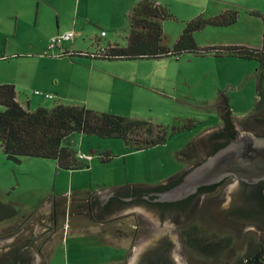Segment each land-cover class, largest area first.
<instances>
[{
  "label": "rangeland",
  "instance_id": "obj_1",
  "mask_svg": "<svg viewBox=\"0 0 264 264\" xmlns=\"http://www.w3.org/2000/svg\"><path fill=\"white\" fill-rule=\"evenodd\" d=\"M227 1L229 3L224 10L236 9L239 12L236 22L221 27L207 26L195 32L196 42L200 46L222 43L260 46L263 17L253 14L252 11L264 15V0ZM183 18L174 17L169 19L168 23L175 26L174 28L183 26ZM168 32L171 34L168 36L169 42L172 43L179 34L174 33L173 29ZM120 36L122 40L123 35ZM101 40L106 41L104 37ZM62 43L58 53L73 48V51L95 49L94 45L91 46L89 42L82 40H77L76 46L71 45L68 40ZM4 49L10 50L2 45L0 53ZM56 49L47 50L50 56L45 54L46 51H41L40 57L24 53H17L12 57L7 51L2 53L5 57L0 56V83H12L11 81L17 80V90L20 91L21 98H43L44 96L36 94L35 90L48 91L53 95L52 103L48 105L51 107L56 102L85 104V99H93L96 95L116 103L122 96L118 97L113 92L114 87H111L107 79L115 81V78L110 76H134L140 81L134 90L128 88L129 94L125 98L130 101L129 107L135 110V115L153 118L167 126L170 133L178 118H193L201 123L191 129L172 134L164 144L142 150H128L119 138H100L74 132L68 141L78 152L86 154L84 161L88 167L75 169L72 175L70 170L58 169L51 159L23 157L20 163H16L7 159L0 147V201L13 205L18 214L0 222L2 233H13L12 231L19 229V226H15L16 222L26 217V212L31 211L33 206L43 199L60 198L59 200L68 202L75 198L78 193L75 188L79 185L84 184L85 187L95 190L99 182H121L122 185L155 184L189 168L209 156L208 146L202 140L197 141L194 147L188 145L194 143L199 136L219 127L221 118L215 102L220 93L228 96L230 108L239 120L238 125H245L242 120L251 114L255 102V70L258 63L253 59L200 57L183 53L178 58L135 60L131 67L126 68L123 67V63H127L125 61H108L102 58L95 60L79 55L59 56ZM91 60L101 63L99 67L95 65L97 67L94 68L98 71L92 81L89 75ZM20 67L24 71H16ZM98 79L102 81L99 82ZM121 89H117L118 93ZM87 106L93 108L92 103ZM2 109L3 106L0 105V110ZM254 127L258 134H264V123ZM106 148L113 152L114 157L103 163L98 153ZM145 213L154 219L152 214L147 211ZM81 214L86 212L71 211L69 206L67 207L65 215L59 220L58 230L50 237L47 264L135 262V254L117 258V252L121 255V247H130L133 244L129 237H121L120 234L102 236L105 227L99 222H91L89 226L85 225L86 227L78 225L75 218ZM16 216L19 217L18 220ZM201 220L211 232L219 227L210 220ZM221 227L225 229V226ZM143 243H139L137 248ZM183 254L185 257H182V253H174L177 264H189L188 259L196 261L193 252L186 250Z\"/></svg>",
  "mask_w": 264,
  "mask_h": 264
},
{
  "label": "trees",
  "instance_id": "obj_2",
  "mask_svg": "<svg viewBox=\"0 0 264 264\" xmlns=\"http://www.w3.org/2000/svg\"><path fill=\"white\" fill-rule=\"evenodd\" d=\"M253 14L263 17L257 11ZM239 12L227 9L207 16L198 14L184 21L179 36L169 42L163 29V21L174 18L166 6L152 0H140L128 13L129 30L126 44H108L93 51L65 50L62 55L83 56L92 59H160L178 58L183 53L195 56L238 57L253 59L258 63L255 70L256 97L251 114L243 123L260 126L264 123V27L260 46L244 44H219L200 46L195 32L207 26H228L236 22ZM0 147L7 159L20 163L23 157H40L56 162L58 169H80L88 167L84 159L77 157L78 151L68 141L74 132L100 138H119L128 150L148 149L166 143L168 138L180 131L197 126L201 121L193 118H178L171 128L153 118L127 116L115 112L89 108L85 104L59 103L51 107L38 106L33 110L22 106L16 99L13 83H0ZM221 125L213 130L210 138L225 136L226 140L215 148L226 144L235 134L236 119L229 105V98L220 93L217 100ZM101 162L110 161L114 154L109 149L98 153ZM140 184V183H139ZM144 184V183H141ZM137 185V184H133ZM153 185V184H152ZM17 209L0 201V221L13 217ZM224 240V239H223ZM190 248L213 253L226 249L222 241L215 239L186 240ZM224 245V246H223ZM250 264H264L261 251L254 253Z\"/></svg>",
  "mask_w": 264,
  "mask_h": 264
},
{
  "label": "crops",
  "instance_id": "obj_3",
  "mask_svg": "<svg viewBox=\"0 0 264 264\" xmlns=\"http://www.w3.org/2000/svg\"><path fill=\"white\" fill-rule=\"evenodd\" d=\"M139 1L140 0H0V47L4 45L5 48L10 49L9 51H7V49H4L3 52L0 53V56L1 58L5 57V55L2 53L7 51L11 53L12 57L16 56L17 53H24L27 55L31 54L30 56L40 57L42 56L41 51L47 52V50H50L48 48L50 37L67 31H74L73 38L68 39V41L71 42V45L75 44L76 46L77 40H82L84 42H89L88 44L91 46L94 45L95 49L97 47H105L108 44H119L123 46L126 44V36L129 30L128 13ZM152 1L166 6L174 17H184L182 20L183 24L184 21L193 18L194 15H198V13H208L209 15L220 13L222 10L226 9V4L229 3V1L227 0ZM168 20L169 19H166L162 23L165 33H168L167 35L171 36V34L169 35L168 31H170V29H173L174 33L180 34L183 26L174 28L175 26L171 25V23H168ZM102 31L105 32L103 36H101ZM121 34L123 35L122 40L120 39ZM178 36L179 35H177L176 38ZM103 37L106 39V41L104 42L103 40H101V38ZM6 43L10 44L7 46L5 45ZM61 46H63V43L55 46L54 49L58 48L56 49L57 54H59L58 51L60 50ZM45 54L49 55L48 52ZM203 57L215 56L208 55ZM135 60L142 59H118L108 61H125L127 63H123V67L128 68L132 66V62ZM95 62L96 61L91 60L92 66L89 68L91 81L93 80L95 72L98 71L94 67H99V64H101ZM16 71H24V69L20 67ZM111 77L115 78V81L107 79V82L111 83V87H114L113 92L118 95V97L122 96V98L116 100L115 103L114 101L104 99L103 96L101 97L96 95L93 99H90L89 97L85 99L86 103H92V107L94 109L131 116H138L134 114L135 110L129 107L128 102L130 101L125 97H127V95L129 94L128 88L134 90L136 84L140 80H138L134 76H110V78ZM98 80L99 82L102 81L101 79ZM11 82L14 84L16 89V99L22 106L33 110L38 106L49 107L48 105L52 103L51 98L46 97L21 98L20 91L17 90V80H13ZM121 88H124L126 90L124 91ZM117 89H121V91L118 93ZM215 104L217 106V101L215 102ZM218 125H221V120ZM65 170H70L72 175L73 170L75 169ZM112 183L114 184H111V182H99V186H97L98 188H96L95 190H91L90 188L85 187L84 184L79 185L77 188H75V191H77L78 189V193H76L77 196L73 199H81V201H84L87 199V197L91 196L93 193L99 190L124 186V184H120L121 182ZM59 199L60 198L43 199L42 201L34 205L31 211L26 212V217H24L21 221L16 222V226H23L34 213L36 215L43 208L45 203H48L47 212L51 211V207L49 206H52L55 201H63L62 206H64V203H66L65 206L67 205V201L65 202L64 200ZM85 209L87 210V208ZM81 215H78L75 218L78 225L86 227L85 225L89 226L91 222H95L93 219L89 218L87 213ZM14 217L15 216H13L12 218ZM18 218L19 217H17L16 219L18 220ZM7 219H4L2 221H5ZM117 254V258H120V256H122L119 252H117Z\"/></svg>",
  "mask_w": 264,
  "mask_h": 264
},
{
  "label": "water",
  "instance_id": "obj_4",
  "mask_svg": "<svg viewBox=\"0 0 264 264\" xmlns=\"http://www.w3.org/2000/svg\"><path fill=\"white\" fill-rule=\"evenodd\" d=\"M227 176L240 181L224 189L222 211L234 220L254 226L264 244V134L252 131L236 129L226 144L170 180L154 185L137 184L133 194H129L128 185L99 190L92 194V209L100 214L123 204L139 203L161 214L182 210ZM47 204L23 228L34 243L49 228V224H43ZM171 244L169 237L150 243L138 264H173ZM38 257L29 241L0 245V264H32Z\"/></svg>",
  "mask_w": 264,
  "mask_h": 264
},
{
  "label": "flooded vegetation",
  "instance_id": "obj_5",
  "mask_svg": "<svg viewBox=\"0 0 264 264\" xmlns=\"http://www.w3.org/2000/svg\"><path fill=\"white\" fill-rule=\"evenodd\" d=\"M235 126V130L249 129L252 132L259 133L254 127V122L245 125H238L236 122ZM215 129L218 130V128ZM211 132L199 136L194 143L191 141L192 143L188 146L194 147L197 141L202 140V142L208 146L207 155L212 154L218 144L226 140V137L219 136L217 138H210ZM198 148L200 150L199 146ZM175 175L163 181L170 180ZM236 181L240 180L234 176H227L223 178L217 186L199 197L186 208L162 214L152 207L139 203L123 204L111 211L96 214L92 209V195L87 197L84 201H81V199H71L66 206H69L71 211L83 210L87 213L89 218L93 219L95 222H99L100 225H104L105 233L102 236L105 234H120L119 236L121 237L124 235L129 237L133 244L130 247H121V250H119L121 255L125 257H130L132 254H135L136 259L133 264H138L150 243L167 237L172 240L171 256L173 264H177L174 253H182V257H185L183 252H186V250L193 252L196 258V261L188 259L189 264H206L207 261L208 264H250L254 253L261 251L264 256L262 237L254 226L248 222L230 218L222 211L220 206L224 189L228 184ZM127 185L129 186V194H133L134 186L136 185ZM62 204L63 203H60V201H55L51 206V211L46 212L43 224H49V228L42 233L36 243L29 240V234L23 230L24 226L29 221L27 220V222H25L23 226H19V229L15 230V232L12 231L13 233L0 232V245H19L29 241V245L39 256L32 264H47L50 252L48 248L50 237L58 230L59 220L65 215L67 210L65 204L64 206H62ZM85 208H87V210ZM145 211L152 214L154 219L148 217ZM34 215L35 213L32 216ZM201 219L210 220L214 224L219 225V227L211 232ZM222 225L225 226V229H222ZM192 238L196 240L220 239V241L226 245V249H221L217 251V253L206 250H196L190 248L186 243V240H191ZM142 242H144L142 246L137 248V245ZM104 243L109 244L107 242Z\"/></svg>",
  "mask_w": 264,
  "mask_h": 264
},
{
  "label": "built area",
  "instance_id": "obj_6",
  "mask_svg": "<svg viewBox=\"0 0 264 264\" xmlns=\"http://www.w3.org/2000/svg\"><path fill=\"white\" fill-rule=\"evenodd\" d=\"M104 34H105V32L102 31V35H104ZM73 36H74V31H67V32H64L61 34L54 35V36L50 37V39H49L48 48L53 49V48H55V46L61 44L63 41L68 40V39H72ZM61 53H64V51L59 52L58 55H60ZM35 93L39 94V95H43L46 98H52L53 97V95L48 93V92H42L39 90H35ZM77 157L79 159L85 160L86 154L83 152H78Z\"/></svg>",
  "mask_w": 264,
  "mask_h": 264
}]
</instances>
